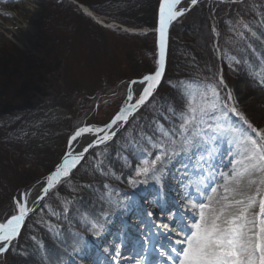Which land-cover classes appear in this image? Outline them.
I'll list each match as a JSON object with an SVG mask.
<instances>
[{"label": "rangeland", "instance_id": "rangeland-1", "mask_svg": "<svg viewBox=\"0 0 264 264\" xmlns=\"http://www.w3.org/2000/svg\"><path fill=\"white\" fill-rule=\"evenodd\" d=\"M18 1L20 0H13L10 5H14ZM22 1L25 4L23 10L28 8L32 10L36 9L40 12V16H42V19L34 27V33L39 37L33 43V47L39 52L36 51L37 58L35 63L30 69H27V64H21L19 57L14 56L9 48L0 46V53L2 54L0 56L2 58L0 60V69L2 70V77H0V124H3L0 127V205L2 202L9 201L7 194L13 195L19 188L16 192L18 194L34 184L36 186L33 187L34 191L31 196L35 199L39 193V191H35L40 187L38 182L43 181L47 176L45 171L38 167L36 163L37 156L34 150L31 149L32 146L23 140L24 136L20 133L22 129L13 127L12 124L14 122L28 117L31 113L37 111V109L45 106L59 89H65V87L73 88L81 85H85L84 87H86L87 85L94 84L101 88L106 85L105 83L107 85L114 84L115 87H119L120 79L126 70L130 68L139 69L140 66H150L151 69L153 68V60L156 57L155 47H157L158 57V38L157 34L152 32L155 30V28H152L153 26L139 25L130 27L129 25L114 21V17L108 14L94 11L93 7L96 9L100 8L99 5L109 0H41L38 1V4L32 3L31 0ZM202 1H206V9L210 11L209 19L207 20L208 24L201 21L198 30L196 28L192 30L190 25L186 30L181 29L182 26L178 27L175 25L172 34H170L169 29L166 63L168 64V60L169 64L173 62L171 55L174 43H178L179 40H185L181 42L185 46L186 42L192 41V33H195L193 42L197 43L195 45L199 47L198 52L203 53L202 55L207 62V68L203 69L206 77H213L217 72L223 74L225 69L221 62L223 57L219 46L220 32L221 30L225 31L227 26L228 30H230L231 25L228 21H232L234 25L239 18H243L255 35L244 30L245 38L238 40L235 33L231 31L228 35L226 34L224 39V44L231 49L228 52L229 54H227L241 61L239 64L233 62V72L228 74V82L230 83L227 86L235 96L233 86H236L244 78L247 79L246 75L249 76V71L247 70L252 69L250 64L254 60L259 61L261 70L264 69V61L259 58L258 53L248 41V37L251 36L264 47V39L260 38L253 28L254 23L260 24L264 28V0H246V2L243 0L241 4H243L242 6L245 9L242 15L232 3L227 5L228 2H221V0H199L198 3ZM216 1L219 2L220 6L213 5ZM0 5L4 12L11 13L18 21V25L16 24L15 27L10 22H0V34L14 43L13 33L20 28L27 27L29 24L23 20L22 15L18 12L19 10L8 8V3L5 2L0 1ZM81 5L91 9L101 21L99 22L94 16L86 14ZM188 7L190 10L193 6L189 4ZM233 10H236V13ZM192 21L194 20H191V17L186 19V22L189 24ZM213 27H215V32L213 31ZM209 30L212 32L213 40L210 39ZM216 33H219V36ZM237 40L238 42L233 43V41ZM193 42H191L192 45ZM178 44L180 48H184L180 44V41ZM211 47L215 50L213 56L218 60L217 71L212 65L213 56L209 57L210 55L207 52V49ZM127 58L131 62H128ZM173 75L171 74L168 77L164 75V82L162 80L163 84L157 94H154L147 104L141 107L135 114V117L130 119L129 123L117 132L116 137L107 146L101 145L91 151L86 157L87 162L74 171L70 182L68 184H61L58 189L54 190L58 192L60 198L71 201L67 213L63 212L62 199L57 198L54 193H50L46 198L47 204L55 212L61 214L59 216L51 215L47 207H43L44 202H42V207L37 208L35 214L31 215L26 221L21 237L15 244V250L0 257V264H6L8 260L16 259L19 252H23V256H25L26 247H35L36 245L40 247V244L42 245L44 240L46 242L47 238L52 243L58 244L55 238H53V233L60 232L63 227L77 230L78 236L82 237L85 241V245L81 249H87L88 251L92 247L97 246V250L109 259V262L112 261L111 264H115L112 256L115 247L119 244L118 237H122V234L120 235L122 229L117 225H110L115 229L117 227V230H107L108 233L114 234L112 237H109L106 235L107 232H102L93 227V224H97V220L102 222V215L96 213L93 219L89 216H83L84 219H81L80 215H78V210L81 209V206L76 203L83 200L86 202L91 198V201L88 203L89 206L97 203L101 199V194L108 191L111 184H119L120 188L112 190L111 193L121 195L122 199H129L126 202L127 205L125 204L128 211H131L133 207L142 205V203L146 202L147 197L152 199L149 201V203H152L148 206L146 213L158 211L159 207L157 205L161 202L160 198H162L160 192L155 193L156 191H154L149 183H142L145 186V191L136 200L134 197L137 194L135 192L136 188L129 183V179L134 177V168L139 160L143 158L144 149L148 147L140 133L143 132L149 136L154 135L157 123L156 118L161 115L162 110L164 109V112H168L169 107L181 108L180 92L177 89L172 90L173 85L177 84L181 77L178 78ZM73 81L76 82L71 83ZM175 94L178 97H175ZM105 95H102V97ZM111 97L108 96L106 100L110 99L112 101L115 95H113V98ZM235 98L239 103L238 97L235 96ZM238 106L257 127H264V118L261 113L256 111L251 112L247 105L244 104ZM109 111L110 109L101 107L98 111L88 114V116L86 115V118H91L85 124L103 125L111 118L108 116ZM58 114L62 115V112ZM27 122V120H24V125ZM66 125L62 128L59 127L61 129L59 132H62L60 138L57 141L53 140L51 143L53 161L50 165L63 152L62 136L67 134ZM100 159L103 160L101 168L104 172L108 173L107 175H102L95 168L97 160ZM172 161L176 162V176H179L178 170L181 169L184 158H177V160L173 158ZM178 161L179 164H177ZM168 167L172 168L173 165L171 166L170 164ZM36 174L39 176L38 178L33 179L29 183L25 182L24 179ZM167 179L168 188L162 191L161 189L163 188L159 186V189L163 195L171 194V197L174 198V191L170 192L169 187H175V178L171 176ZM153 204L154 208H152ZM72 209L73 217L69 218L68 216L72 212ZM182 214L185 215L184 211ZM122 217L116 220L117 224L125 223L135 227L138 238L139 231L145 223L137 221L135 216L132 215H123ZM147 217L153 223L154 216L149 217L147 214ZM48 224L55 225V229L50 231ZM90 232H92V236L88 237ZM100 236L108 238V246L98 240H94ZM73 245L69 243L62 248L66 251H71V249H74ZM76 252L77 250L75 249V254ZM122 255L128 258L129 253L124 252ZM25 258L27 257L25 256ZM125 263L132 264V261L125 260ZM53 264L58 263L53 261ZM88 264H95V262L89 260Z\"/></svg>", "mask_w": 264, "mask_h": 264}, {"label": "snow or ice", "instance_id": "snow-or-ice-1", "mask_svg": "<svg viewBox=\"0 0 264 264\" xmlns=\"http://www.w3.org/2000/svg\"><path fill=\"white\" fill-rule=\"evenodd\" d=\"M198 2L190 0V5ZM221 2L243 3V0ZM182 3L183 0H160L156 70L129 83L123 106L108 122L74 129L60 161L38 182L41 188L35 199H31L32 189L13 197V213L0 218V257L15 250L26 221L42 207L41 202L51 215L61 214L47 204L50 193L62 199L63 212L67 213L71 201L60 198L54 190L68 184L74 171L87 162V155L101 145L107 146L154 96L165 72L169 28L189 10L188 6L181 7ZM85 12L91 15L87 9ZM228 23L238 40L245 38L244 30L255 35L243 18L234 25L232 21ZM225 58L229 67L233 62L241 63L227 55V50ZM253 74L260 77L259 83L264 86V69ZM131 85L140 87L138 95ZM173 87L180 92L181 108L169 107L172 118L165 117L169 120L168 127L157 122L154 135L140 133L148 147L134 168V177L129 179L133 186L147 184L150 179L159 181L174 157L184 158L178 170L181 186L178 195L183 201L185 218L173 226L175 216L168 214L169 223L155 225L164 234H172L166 235L169 245L167 249L160 246L159 256L164 264H264V127H257L240 109L221 72L213 77L180 81ZM102 164V159L97 160L95 168L107 175ZM147 214L154 216L152 211ZM158 215L163 216V210ZM93 227L101 226L93 224ZM48 228L54 230L55 225L48 224ZM122 247L121 244L114 249L115 264H121L122 259L147 264L146 255L123 257Z\"/></svg>", "mask_w": 264, "mask_h": 264}, {"label": "bare ground", "instance_id": "bare-ground-1", "mask_svg": "<svg viewBox=\"0 0 264 264\" xmlns=\"http://www.w3.org/2000/svg\"><path fill=\"white\" fill-rule=\"evenodd\" d=\"M1 2L8 3V8L10 9H17L18 12L22 15L23 20H25L29 25L27 27L20 28L18 31L13 33V37L15 42H11L8 40L5 36L0 34V46H4L9 48V50L14 54V56L19 57L21 60V64L26 65L27 69H30L31 66L35 63V60L37 58L36 55V49L33 47V43L37 41L38 37L37 34L34 33V27L36 24L39 23V21L42 19V16H40V12L36 9H24V2L22 0L16 2L14 5H10V3L13 0H0ZM8 1V2H7ZM32 3L38 4V1L41 0H31ZM40 4V3H39ZM190 4V0H183V3L181 7L188 6ZM12 6H14L12 8ZM87 9L88 12L91 13L92 16L96 18L97 21H101L99 17L95 15V13L83 6V10L85 11ZM87 14V13H86ZM10 22L13 27L18 25V21L15 19L13 15L8 14L4 12L1 9L0 5V22ZM113 25V24H112ZM1 26V24H0ZM253 28L256 32V34L264 39V28L260 24L257 23L253 24ZM248 41L252 48L255 49V51L258 53L259 58L264 61V47L261 46V44L254 39L253 37H248ZM221 51V50H220ZM39 52V51H37ZM2 54L0 53V56ZM253 58V57H252ZM2 58H0L1 60ZM4 60V59H3ZM254 60V59H253ZM251 62V61H250ZM255 62V63H254ZM252 66L251 70L249 71V76L246 75L245 79L238 82L236 86L234 87L235 96L238 97L239 103L247 105L249 110L251 112L256 111L258 113H261L264 118V86H262L259 83L260 77L254 75L253 73H259V70L261 72V68L259 66V61L254 60L253 63L250 64ZM28 66V67H27ZM1 67V63H0ZM2 70L0 69V77ZM224 78V77H223ZM225 83L229 85L230 82H228V79H225ZM242 82V83H241ZM132 89L134 94L138 95L140 91V87L138 85H132ZM138 146V145H136ZM79 150V149H78ZM183 159V156H177L176 158ZM176 162H171L172 168L167 167L165 174L160 178L159 181L150 179L148 183L151 185V187L156 191L155 193L160 192V203L157 205L159 207L157 212L154 213V221L153 223L148 219L146 210L148 209V206L152 203H149L152 199L150 197H147L146 202L142 203V205L133 207L131 211H128V208L125 207L126 202L129 200L128 198L122 199L121 195H116L111 193L112 190H116L120 188L119 184H111L109 186V190L106 191L104 194H101V199L97 203H93L92 205H88V203L91 201H77V205L81 206V209L78 210V215L81 217V219H84L83 216H89L91 219H93V216L96 213H100L102 215V222L96 221L98 225L101 227L96 228L100 231L107 230H114L115 228L111 227L117 225L122 229V237H118L119 244L123 245L121 248L122 253L126 252L129 253L128 258H135L140 255H146L147 264H164L162 258L159 256L158 249L160 246H163L165 249H167L169 245V240L166 238L167 236H171V233L164 234L162 229H157L156 224L159 223H169V221L166 219V216L168 214H173L175 216V220L172 222L173 226H177V222L182 221L185 217L182 212L184 211L181 207L183 201H181L178 193L181 191L179 189L181 186L178 182V177L176 176L177 170L175 167ZM169 164V165H170ZM179 164V161L177 162ZM168 165V166H169ZM175 168V170H174ZM171 176H174L175 178V187H169L170 192L174 191V198L171 197V194L169 195H163L162 191L164 189L168 188V179ZM159 186L163 189H159ZM41 185L38 189L35 191H40ZM136 188V196L135 199L138 200L145 191V186L142 184L135 186ZM28 189H32V192L34 191L33 188L30 186ZM25 189V190H28ZM32 195V193H31ZM31 199L32 196H31ZM136 202V201H135ZM31 203V200H30ZM127 205V204H126ZM154 208V204L153 207ZM161 210H163L164 215L160 216L158 215ZM69 214V218L73 217V209L71 210ZM123 215L125 216H135L137 221H141L142 223H145V225L142 227V229L139 231V236L137 238V229L135 227L127 225L125 223L117 224L116 220ZM95 218V217H94ZM123 218V217H122ZM111 221V222H109ZM131 222V220H130ZM155 222V223H154ZM82 228V226H80ZM84 228V227H83ZM74 229H68L63 227L60 232H54L53 238H55L56 242L58 244H54L50 241V239L47 238L46 242L43 241V244H40V247L36 245L35 247H26L25 249V256H23V252L18 254L16 256V259H11L6 262V264H53V261H55L58 264H88V261L91 260L95 262V264H111L112 261L109 262V259H107L104 255L99 252L98 247H92L90 250L87 251L81 249L85 244V241L82 239V237L78 236L77 230ZM117 230V227L116 229ZM87 233V231H86ZM153 234V236H151ZM109 237H112L113 233H106ZM105 235V236H106ZM92 236V232H90L88 237ZM140 237V240H139ZM100 241L102 244L107 245L108 238L100 236L98 239H94ZM40 242V241H39ZM45 242V243H44ZM74 244V249H71V251H66L62 247L68 244ZM75 249L77 250L75 254ZM126 258V257H125ZM113 264V263H112ZM121 264H126L125 260H121Z\"/></svg>", "mask_w": 264, "mask_h": 264}, {"label": "trees", "instance_id": "trees-1", "mask_svg": "<svg viewBox=\"0 0 264 264\" xmlns=\"http://www.w3.org/2000/svg\"><path fill=\"white\" fill-rule=\"evenodd\" d=\"M159 2L160 0H109L106 3L99 5L101 9L99 7L97 9L93 7V9L98 13L108 14L109 16L114 17V21L129 25L130 27L142 25L149 27L153 26L152 28H155L158 18ZM205 3L206 1L197 3V5L193 6L187 13H185V15L177 19L170 28V34H172V30L175 25H177L178 27L182 26L181 29L185 30L190 25L192 27V30L193 28H196V30H198L200 28L201 21H204L206 24H208L207 20L209 19L208 17L210 15V11L206 9ZM213 5L220 6L218 1L214 2ZM227 5L230 4L227 3ZM232 5L238 8L237 10L241 12H239L241 15L243 14L245 9V7L242 6L243 4L232 3ZM233 11L234 13H236V10ZM189 17H191V20H194L190 24L186 22V19H188ZM226 30H221L220 32L219 46L221 49V55L223 57L221 59V62L224 65L225 69L222 75L225 79H228V74L233 72V70L232 67L227 66L229 65V61L225 58V50H227V53L231 50L229 46L224 44L226 34L228 35V33H231V31L228 30V26L226 27ZM209 33L211 36L210 39L213 40L211 30H209ZM194 35L195 33H192V41L186 42L185 46L181 43L185 40H179L180 44L184 46L183 49L180 48L178 44L179 41L178 43H174V47L172 48L173 56L171 55L173 62L169 64L168 60L165 77L174 74L173 76L175 77H181L180 81H191L206 77L203 69L207 68V62L202 55L203 53L198 52L199 47L198 45H195L196 42H193ZM191 42H193V45ZM155 48L156 57H154L153 60V68L151 69L150 66H140L139 69L130 68L126 70L125 72H123V77L120 79L119 87H115L114 84L107 85V83H105L106 85L101 88L94 84L90 86L87 85L86 87H84L85 85H81L73 88L65 87V89H59L55 92L54 97L50 99L45 106L37 109V111L31 113L28 117L18 120L12 124L13 127L22 129L20 133L24 136L23 140L25 141V143H29V145L32 146L31 149L34 150V153L37 156L36 163L38 167L42 168L45 171V174L48 175L60 161V158L64 155L67 148L69 136L74 131V129L89 122L91 117L86 118V115L88 116V114L94 113L101 107H103L108 110L110 109V111L108 112V116L112 117L113 114L118 111L121 106H123L126 100L129 83L132 80L141 79L144 75L155 71L157 64V47ZM207 50L208 54L210 55L209 57L215 54V50H213L212 47L210 49L208 48ZM127 60L128 62H131L130 59L127 58ZM199 65H201V67H199ZM212 65L217 71L219 64L215 56H213ZM74 82L76 81H73L71 83ZM163 82L157 89V92L161 88ZM176 89L178 91L177 87H173L172 90ZM104 94L106 95L102 97V95ZM113 95H115V98H113ZM108 96H112V101H110V99L106 100ZM176 96L178 97L177 94H175V97ZM179 99L181 100V96L179 97ZM174 108L176 109V107ZM59 112H62V115H59ZM165 117L171 119L172 114L169 111L164 112L163 109L161 115L156 118V121L159 123H163L166 127H168L169 120L165 119ZM24 120L28 121L26 125H24L23 123ZM65 125L67 126V134L65 136H62L63 152L59 155L58 158H55L54 162L50 165V163L53 161L51 143L53 140L57 141L60 138L62 132H59L61 130L59 127L62 128ZM2 126L3 124H0V127ZM48 165L50 166L48 167ZM38 177L39 176L36 174L35 176H29L24 180L25 182L29 183L33 179ZM18 190L19 188L14 192L13 195L7 194L9 196V201L2 202V204L0 205V218H6L13 213L14 205L12 201L13 197L17 196L16 192Z\"/></svg>", "mask_w": 264, "mask_h": 264}, {"label": "water", "instance_id": "water-1", "mask_svg": "<svg viewBox=\"0 0 264 264\" xmlns=\"http://www.w3.org/2000/svg\"><path fill=\"white\" fill-rule=\"evenodd\" d=\"M157 27H158V22H157ZM171 27V26H170ZM170 29V28H169ZM151 31V30H150ZM152 32H154V33H156L157 34V38H158V33H157V31L156 30H154V31H152ZM168 33H169V31H168ZM167 47H168V40H167ZM166 55H167V50H166ZM166 61H167V58H166ZM166 66H167V63H166ZM158 67V64L156 65V68ZM156 70V69H155ZM165 73H166V67H165V72H164V75H165ZM164 75H163V77H164ZM163 77H162V79H161V82H162V80H163ZM139 80V79H138ZM161 84V83H160ZM131 87H132V85H131ZM158 88H159V86H158ZM157 88V89H158ZM156 92H157V90H156ZM156 92H155V94H156ZM122 129V128H121ZM45 179V178H44ZM43 179V180H44ZM38 184V183H37ZM36 186V184H34V185H32L31 187L33 188V187H35ZM30 188V187H29ZM28 189V188H27ZM25 190V189H24ZM24 190H22V191H24ZM42 203V202H41Z\"/></svg>", "mask_w": 264, "mask_h": 264}]
</instances>
